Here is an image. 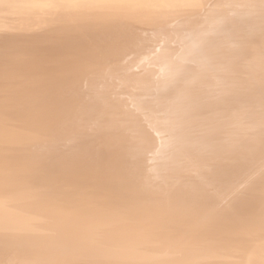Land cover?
I'll use <instances>...</instances> for the list:
<instances>
[{
    "label": "bare ground",
    "instance_id": "1",
    "mask_svg": "<svg viewBox=\"0 0 264 264\" xmlns=\"http://www.w3.org/2000/svg\"><path fill=\"white\" fill-rule=\"evenodd\" d=\"M0 264H264V0H0Z\"/></svg>",
    "mask_w": 264,
    "mask_h": 264
}]
</instances>
